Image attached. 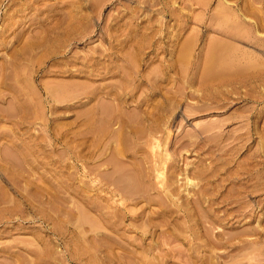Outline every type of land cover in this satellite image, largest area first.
<instances>
[{"label":"rangeland","instance_id":"obj_1","mask_svg":"<svg viewBox=\"0 0 264 264\" xmlns=\"http://www.w3.org/2000/svg\"><path fill=\"white\" fill-rule=\"evenodd\" d=\"M228 3L0 0V264H264V0Z\"/></svg>","mask_w":264,"mask_h":264},{"label":"bare ground","instance_id":"obj_2","mask_svg":"<svg viewBox=\"0 0 264 264\" xmlns=\"http://www.w3.org/2000/svg\"><path fill=\"white\" fill-rule=\"evenodd\" d=\"M226 4H229L228 3V0H226ZM239 5V4H238ZM237 5V6H238ZM236 6V5H235ZM234 7V6H233ZM227 9V8H226ZM235 9V8H234ZM238 9H239V7H238ZM239 11H241V9L239 10ZM231 13V11L229 12L228 11V9H227V11L225 10V12H223V17H222V25H223V28L225 29L224 31H221L222 32V34L224 33L225 34V36H230V37H233V36H235V35H237L236 33H237V31H234V30H229L228 28H227V21L228 20H226L227 19V16L229 17H231V15L233 16V14L235 15V12L233 13V14H230ZM239 14H241L240 12H239ZM234 29H235V27H233ZM228 29V30H227ZM222 30V29H221ZM236 32V33H235ZM224 47V46H223ZM226 53V52H225ZM220 56H221V59H220V65H218L219 67H217L216 69H218V73L219 74H221V73H234V69H238V68H240L239 66H238V64H235L234 62H233V60L231 61V60H228V58L226 57V54H224V53H221L220 54ZM218 57V56H217ZM212 58V57H211ZM212 60L209 62V67H208V70H209V73H212L211 71L213 70V68H214V64L215 63H213L212 64ZM238 67V68H237ZM239 72V71H238ZM214 73V72H213ZM237 73V72H236ZM232 74H230V75H232ZM235 74V73H234ZM233 74V75H234ZM213 76V75H212ZM211 76V77H212ZM226 77V76H225ZM231 77H233V76H231ZM230 77V78H231ZM222 78V77H221ZM217 79V78H216ZM227 79V78H226ZM235 79V78H234ZM224 80V79H223ZM228 80V79H227ZM230 80V79H229ZM213 82H214V80H213ZM206 106V105H205ZM204 107V106H203ZM207 107V106H206ZM224 107V106H223ZM210 108V107H209ZM213 108V107H212ZM200 109V108H199ZM206 108H202V109H200V110H205ZM157 117V116H156ZM156 127L154 126H151L150 127V130H152V131H154V129H155ZM161 129V128H160ZM139 130V129H138ZM140 130H142V129H140ZM139 130V131H140ZM149 130V131H150ZM198 130V129H197ZM156 131V130H155ZM201 131V130H200ZM199 131V132H200ZM202 132V131H201ZM200 132V133H201ZM204 132V131H203ZM147 135V134H146ZM145 138V137H144ZM144 138H142V139H144ZM154 139H156L155 137H154ZM136 142V141H135ZM153 143H154V141H152ZM151 143V142H150ZM184 143V142H183ZM146 144V143H145ZM148 144V143H147ZM161 146H162V141H161V138H157V141H156V143L155 144H153V151H152V156L150 157V158H148L147 160H145L144 162H145V166L144 167H142V163H141V167L143 168V170H142V168H139V167H136V169L137 170H139V172L142 174V176L143 177H145V180H153L155 177L158 179V180H168V177L165 175V169H163L159 164H161V162L163 161V155H165V153H163L162 154V151L160 150V148H161ZM152 149V148H151ZM198 149V148H197ZM131 150V149H130ZM139 150H142L141 148H139ZM121 151V150H120ZM138 152V151H137ZM144 153V152H143ZM133 154V153H132ZM146 155V154H145ZM166 156H164V158H165ZM168 157V156H167ZM142 159V158H141ZM141 159H139V160H141ZM144 159V158H143ZM185 159V158H184ZM165 160V159H164ZM140 162V161H139ZM137 164H138V162H136ZM164 163H165V161H164ZM136 165V164H135ZM140 165V163L138 164V166ZM194 166V165H193ZM209 167V166H208ZM181 168V167H180ZM132 170H133V168H131ZM134 171V170H133ZM206 171H210L209 169H207V167L206 168H201V169H199V172H195L196 174H199V176H201V177H204V178H207L208 177V180H210L209 178V175H208V172H206ZM214 172V170L212 171V173ZM136 173V172H135ZM173 173V172H172ZM238 173V172H237ZM210 175H211V172H210ZM137 176V175H136ZM135 176V177H136ZM238 176H239V174H238ZM139 177V176H138ZM141 177V176H140ZM172 177V176H171ZM178 177V176H177ZM222 179V178H221ZM114 180H119V182H121V180H129L128 178L126 179V177H125V175H124V173H123V171L121 170V169H119V175L117 176V178H115ZM131 180H136V179H131ZM138 180V179H137ZM169 180H170V178H169ZM189 180V179H188ZM263 181V180H262ZM141 187V186H140ZM122 188H125L124 186H122ZM144 191V190H143ZM118 192V191H117ZM144 195H145V193H144ZM146 196V195H145ZM152 197H154V196H152ZM156 197V196H155ZM154 200V199H153ZM134 217V216H133ZM29 257V256H28ZM56 261V260H55ZM41 262H42V260H39V264H41Z\"/></svg>","mask_w":264,"mask_h":264}]
</instances>
